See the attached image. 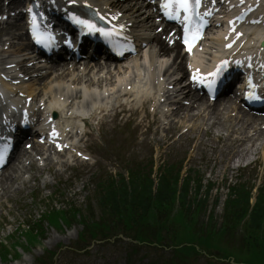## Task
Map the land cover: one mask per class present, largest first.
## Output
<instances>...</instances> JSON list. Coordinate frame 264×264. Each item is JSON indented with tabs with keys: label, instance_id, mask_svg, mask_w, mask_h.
I'll use <instances>...</instances> for the list:
<instances>
[{
	"label": "bare ground",
	"instance_id": "bare-ground-1",
	"mask_svg": "<svg viewBox=\"0 0 264 264\" xmlns=\"http://www.w3.org/2000/svg\"><path fill=\"white\" fill-rule=\"evenodd\" d=\"M107 1L108 0H102V3H105ZM111 1H112L113 4H115L113 2V0H111ZM117 7L120 8V6L118 4H117ZM21 46H22L21 48H24V47L27 46V44L25 43V44H22ZM153 47H154V49L151 48V50H149L150 49L149 48L147 50V54L149 55V57H151L155 61L160 62L159 66L162 67L163 66V61H165L166 58L172 57L171 51L166 49V48H162V46L160 44L158 46L157 43L155 45H153ZM155 48H157V49H155ZM163 57H166V58L163 59ZM173 64H175L174 57H173L172 63L169 62L168 67L165 70H168V68H170L171 66L173 68V73L176 72V71H182L183 70V67H182L181 64H175L174 66H173ZM61 68H59V70ZM64 68L65 69H62L63 73L61 75H57L56 74L55 76H53L51 81H47V83H50V86H46L47 95L51 98V100L56 101L57 104H59V105H63V102L59 101L61 96H67V97H72L73 96V93L69 90L70 89L69 88L70 85H74L75 88L78 89V90L81 89V88H79V86H84L83 88H92L93 86L99 85V84L101 86H98V87H106V86H115L116 87L115 84H119L120 83V85H123V83H125V82L126 83L127 82H135L139 78V72H137V71H135V72L134 71L127 72V74H124V75L120 76L115 81V79H113L111 77V74H109V73H105L104 77H98L97 74H89V73L82 74L80 76L79 73L77 72V67H74L73 69H69V68H66V67H64ZM91 69H92L91 67L90 68L87 67L85 72H87V71H89ZM65 73H69V74H66L65 77H63ZM72 73H77V75L76 76H72L71 75ZM131 74H132V76L127 77L128 75H131ZM107 75H109L110 77H107ZM61 77H63V78H61ZM57 79L58 80L60 79V80L58 81ZM56 80L58 81L57 84L55 85V83H54V85H53L52 82H54ZM65 82H70V84L67 86L65 84ZM102 84H104V85H102ZM83 92L85 93V91H83ZM89 103L92 104L93 102H89ZM185 111L186 112H188V111L190 112L191 109H185ZM207 111H208L207 115H208V119L210 121L211 127L220 128L221 125H222L223 118L220 117V113L217 111V109L214 110L213 108H210V109H207ZM189 118H192V116L191 117L189 116ZM242 123L245 124L244 121ZM246 125L250 126V124H246ZM258 126H259V124H257L255 127H253V131H254V133L256 135V139L257 140H262L261 137L263 135V131L259 130ZM254 138H249L248 140L250 142H254L256 140ZM250 144H252V143H250ZM252 145H253V147L248 148L247 143L245 144L244 142H242L241 143V147H237L235 149V152L233 153V157H236L238 159L243 158L245 155H247L248 151H253V150L256 149L255 145L254 144H252ZM7 178H8V175L6 176L5 180Z\"/></svg>",
	"mask_w": 264,
	"mask_h": 264
},
{
	"label": "rangeland",
	"instance_id": "rangeland-1",
	"mask_svg": "<svg viewBox=\"0 0 264 264\" xmlns=\"http://www.w3.org/2000/svg\"><path fill=\"white\" fill-rule=\"evenodd\" d=\"M186 165L187 166H185V168L186 167H189V166H192L194 168L197 167V166L195 167L194 163H187ZM87 169L80 170L79 176H77V177L74 176V177L69 178V180L67 181V183L65 185H63L62 187L60 186L59 189H56L55 188L56 189L55 190L56 192L55 191H53V192L52 191H49V192H52L53 193L52 195H56L57 198L60 197L63 202H73L77 206L84 199H87L88 194L91 192V189H92L91 185H92V183L90 185L89 183L91 181H89V180L92 179V178H94V177L95 178L97 177L96 176L97 174L94 173L95 171H93V170H91L89 168H87ZM72 174H74V173H72ZM69 176H71V175H69ZM63 178H65V177H63ZM75 178H78V179H76V182L73 181ZM64 180L65 179H63V181ZM71 181H73L75 183L73 185V187L71 186ZM42 190H45V189H39L38 190V194H37L38 197H39L38 199H45L47 197L48 193H49V192H45V191H42ZM17 202H18V205H19L18 207L20 208V210H14V214L13 215H8L7 216L8 219H10L9 216H13V217L15 216L16 217V222H15L14 226H18L20 223H22V220H25L24 217H27L26 215H27L28 210H29V213L32 216V218L29 220L30 222H32L33 219H36L37 216L40 215V204H39V201L38 200L32 201L29 197L26 198V199H24V197H21L20 196V200H18ZM22 210H24V211L23 212H20ZM18 213H19V215H17ZM10 220H12V219H10ZM64 240H65V238H64ZM205 245L207 246V248L209 249V251L210 250L211 251H216V249L218 251H223V247L224 248L228 247L226 243H221V240H218L216 238L210 239L209 242H205ZM222 245H223V247H222ZM118 246L121 247L120 249L123 250L122 240H121V242H120V244ZM190 249L192 251H194V247H192ZM233 252L231 254H229V255L234 254ZM93 253H95V255H98V254L101 255L102 254L101 251L100 252H97V248L96 247L93 248ZM225 253L228 254L229 252H225ZM211 254H214V253L211 252ZM119 256H121V258H119ZM123 256H124V253H119L118 254V258L121 259V261H123V259H122ZM207 259H209L210 262L213 263V257L212 256H209ZM203 260L204 259L199 258V260H197L196 263L204 264V262H202ZM116 263L118 264L119 261H116Z\"/></svg>",
	"mask_w": 264,
	"mask_h": 264
},
{
	"label": "trees",
	"instance_id": "trees-1",
	"mask_svg": "<svg viewBox=\"0 0 264 264\" xmlns=\"http://www.w3.org/2000/svg\"><path fill=\"white\" fill-rule=\"evenodd\" d=\"M170 184L171 183L168 180V181L161 183L158 187V190L155 194V199L158 200V202H160V201L165 202V204H160V206H163V207H167L168 205L170 206L169 202L171 203V196L169 195V193H171L170 192L171 188L168 187ZM144 186L145 187H143L139 191H136L139 193H136L134 196V202L136 203V206L140 207L143 212H145L147 210L146 208L149 204L148 201L151 197L150 188L148 186H146L145 184H144ZM134 189L136 190L137 188H134ZM183 195H185V191H183L182 197H184ZM261 210H262V208L260 210L255 208V211L258 212V214H260V212H262ZM258 214L253 215V227L254 228H257V224H258L257 220H259V218H260L258 216Z\"/></svg>",
	"mask_w": 264,
	"mask_h": 264
},
{
	"label": "snow or ice",
	"instance_id": "snow-or-ice-1",
	"mask_svg": "<svg viewBox=\"0 0 264 264\" xmlns=\"http://www.w3.org/2000/svg\"><path fill=\"white\" fill-rule=\"evenodd\" d=\"M72 2L75 3V0H72ZM163 7L166 10H169L168 12L169 16L175 15V17H178L181 11H183L184 13L190 11V0H167V2L163 5ZM28 11L31 12L32 9H29ZM73 19H75L77 23L86 26L90 31L94 30L104 33L105 35H110L109 33H105L103 29L97 28L95 24L89 21L81 20L77 17H73ZM185 19H187V16L185 17ZM33 24L35 25V18L33 19ZM185 42L187 43V40ZM2 160H3V152H0V161Z\"/></svg>",
	"mask_w": 264,
	"mask_h": 264
}]
</instances>
